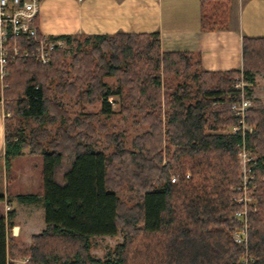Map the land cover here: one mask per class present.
Instances as JSON below:
<instances>
[{
    "label": "trees",
    "instance_id": "obj_1",
    "mask_svg": "<svg viewBox=\"0 0 264 264\" xmlns=\"http://www.w3.org/2000/svg\"><path fill=\"white\" fill-rule=\"evenodd\" d=\"M230 4L201 0V30L228 29ZM80 38L92 49H82ZM65 40L77 48L69 63L63 50L47 65L8 59L1 80L0 103L9 117L0 202L10 197L13 161L24 150L41 156L45 227L20 248L10 235L12 213L4 217L0 211V264H15L19 256L28 258L25 264H242L245 251L231 239V197L240 183L237 152L244 142L259 154L252 171L258 205L249 215L247 252L252 264H264V106L254 100L248 112L253 134L213 133L237 125L229 110L231 86L242 74L251 93L253 74L264 70V39L242 37V69L229 72L202 70L192 53H161L156 34ZM106 77L115 79L114 90ZM64 95L78 114L72 116L61 102L58 96ZM112 97L124 119L147 127L130 148L123 134L95 126L98 117L115 114ZM98 102L97 113H86L87 105ZM97 130L112 153L97 149ZM119 191L131 195L123 200ZM17 200L39 201L34 195ZM118 234L121 243L104 258L91 255L92 238Z\"/></svg>",
    "mask_w": 264,
    "mask_h": 264
},
{
    "label": "crops",
    "instance_id": "obj_2",
    "mask_svg": "<svg viewBox=\"0 0 264 264\" xmlns=\"http://www.w3.org/2000/svg\"><path fill=\"white\" fill-rule=\"evenodd\" d=\"M237 4L231 0L228 29L221 31L201 30V0H42L38 25L46 36L72 39L156 34L161 53H192L206 72L240 71L242 37L264 39V0ZM3 116L1 108L0 154Z\"/></svg>",
    "mask_w": 264,
    "mask_h": 264
},
{
    "label": "rangeland",
    "instance_id": "obj_3",
    "mask_svg": "<svg viewBox=\"0 0 264 264\" xmlns=\"http://www.w3.org/2000/svg\"><path fill=\"white\" fill-rule=\"evenodd\" d=\"M231 1V0H230ZM236 1L238 6H242L245 0H241V2ZM79 40L80 47L84 50H91L92 45L86 43L83 38H80ZM75 44V43H74ZM72 44L71 42H67V47L65 51V58L67 59V62H70V57L75 53L76 51V45ZM253 80L251 81L252 85V91L249 94L250 98V108H252V104L254 100H258L261 102V104L264 106V70L259 71L253 74ZM239 78V77H238ZM233 82L231 89L237 79ZM107 84L112 88V90L117 87L115 79L114 78H105ZM179 80H176L175 83L177 84ZM162 82V89H163V81ZM181 82V80L179 81ZM2 89V83L0 80V94ZM61 99V102L64 104V106L68 109L70 114L74 116L75 114H78L80 110L74 106V100H71L66 95L64 96H58ZM110 100L113 102L112 104V111L115 113L111 117L108 118H102L98 117L97 122L95 123L96 128L101 124H105L107 126V132L109 134H120L124 135V143L126 148H130L131 141L134 137L138 135H142L146 130L147 127L143 125H134L132 119H124L122 115L119 114L118 109V98L112 97ZM2 104L0 103V110L2 108ZM86 113H97L100 110V104L99 102L95 105H87ZM4 113V118L9 117L8 113ZM248 118V117H247ZM247 127L249 128L250 132L247 135H251L255 131V126L248 125L246 123ZM235 126V125H234ZM233 126H226L222 129L216 130L213 133L221 134V135H230L229 133L232 131ZM95 138H98L102 141V145L97 148L98 150H103L106 154L112 153L114 148L113 147H107V144L104 140V134L100 133L98 130L96 132ZM242 148L245 149L246 153H249V158L252 161V171L255 167V165L258 163V152L252 149H248L246 147V142H244V145L238 149L237 153H240ZM23 156L20 158H17L13 161L11 166V181H9V193L10 197L4 196V202H0V211L4 215V217H7V214L12 213L13 215V223L15 228L10 231V235L14 238L15 242L18 244L20 248H26L29 246V242L27 241L31 234H38L40 233L44 227V213H43V206H42V179H41V172H42V158L41 156L37 157H30L28 156V150H24ZM164 153V150H163ZM2 154H0V194H5L6 191V183H5V171L3 169V160H2ZM164 155V154H163ZM237 160H238V177L240 180V183L232 188V197L236 193V189L239 187V185L243 182V173H242V164L239 161V156L237 154ZM166 163V159L163 157V163ZM255 163V164H254ZM254 172V171H253ZM254 174V173H253ZM252 186H254V189L252 190V196L255 198L256 202V210H257V199H256V191H257V185H256V176L254 174V180L251 183ZM24 196V195H34L38 197V202L34 204H21L17 200V196ZM118 195L123 199L127 200V197L131 194H129L127 191H119ZM231 197V198H232ZM13 234H17V236H13ZM122 237L121 235H117L115 237H94L91 239V250L90 253L94 258H104L106 252L108 250L113 249L117 244L121 243ZM25 243H28L26 245ZM253 258V257H252ZM28 260L27 257L19 256L13 259V262L15 264H25Z\"/></svg>",
    "mask_w": 264,
    "mask_h": 264
},
{
    "label": "built area",
    "instance_id": "obj_4",
    "mask_svg": "<svg viewBox=\"0 0 264 264\" xmlns=\"http://www.w3.org/2000/svg\"><path fill=\"white\" fill-rule=\"evenodd\" d=\"M41 1L0 0V80L6 75L5 68L8 59L11 61L16 59L33 60L41 65H47L55 51H66L67 41L65 38L46 36L40 31L38 17ZM249 87L248 82L240 74L232 87L234 96L229 106L230 112L238 123L232 127L230 135L239 134L244 138L250 132L246 125L251 105L248 94ZM109 103L112 101L109 100ZM238 156L242 164L243 182L232 197V202L236 205L233 213L236 227L232 232L231 239L234 244L245 251L242 264H252L253 259L248 255L247 249L249 245V215L256 212V202L252 196L254 186L251 185L254 175L249 153H246L242 148ZM171 181L174 182V178Z\"/></svg>",
    "mask_w": 264,
    "mask_h": 264
}]
</instances>
